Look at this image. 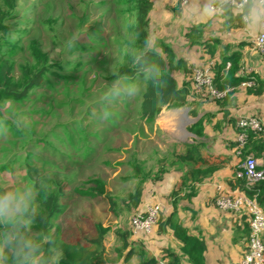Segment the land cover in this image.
<instances>
[{
	"label": "rangeland",
	"instance_id": "obj_1",
	"mask_svg": "<svg viewBox=\"0 0 264 264\" xmlns=\"http://www.w3.org/2000/svg\"><path fill=\"white\" fill-rule=\"evenodd\" d=\"M153 1L156 6L149 14L147 34L156 32L158 52L165 55L161 48L164 43L170 48L173 44L177 51L189 55L181 59L187 62L190 71H174L177 77L183 74V78L189 79L194 68L220 59L221 56L211 58L201 52V45L196 47L197 51L191 50L184 36L190 25L170 14V2ZM16 2V17L8 22L10 33L4 35L0 31V58L12 62V78L16 83L40 66L33 48L46 57V62L40 84L19 99H11L29 124L23 130L11 128L9 137L0 140V184L23 183L25 171L15 160L16 154H26L39 162L43 170H52L51 182L63 184L62 201L67 206L58 224L66 234H72L89 232L93 221L101 223L105 229V259L118 264L119 259H115V248L120 246L118 233L129 230L134 235L137 231L132 227V216L148 205H157L163 216L169 212L168 205L173 208L172 182L161 178L163 173L159 169L169 168L171 154L183 152L184 145L202 141L189 131L197 121V117L190 115L191 106L198 104L195 98L211 103L208 106L213 110L211 118L216 117L214 110L221 109L220 104L213 99L211 89L196 90L191 85L190 105L164 107L152 122L139 118L140 97L102 106L99 93L112 82L113 73L128 63V56L138 50L132 30L134 1ZM172 2L174 5L176 0ZM206 26L201 25L203 32ZM75 36H80L76 42ZM181 38L185 43H180ZM199 56L200 65L190 63V59L196 61ZM6 100L0 98V103ZM103 110L111 113L106 120L101 118ZM207 120L206 126L215 129L214 125L219 126L225 119L221 112L214 124L212 119ZM203 121L206 122L205 118ZM206 126L203 124V130ZM240 149L236 147L237 155ZM250 154L259 165H264V157L252 152L236 156L235 165L242 168ZM168 170L176 171L178 180L181 173L174 166ZM155 175L161 176L160 179ZM138 186L142 187L143 200L148 204L143 210L141 206L138 210L126 206L127 195ZM143 200L141 205L146 204ZM181 200H177V208Z\"/></svg>",
	"mask_w": 264,
	"mask_h": 264
},
{
	"label": "trees",
	"instance_id": "obj_2",
	"mask_svg": "<svg viewBox=\"0 0 264 264\" xmlns=\"http://www.w3.org/2000/svg\"><path fill=\"white\" fill-rule=\"evenodd\" d=\"M16 1L0 0V31L4 35H7L11 28V24L8 22L11 23L12 19L16 17ZM133 1L134 26L132 30L137 37L135 48L140 49L144 44L145 37L148 36L149 14L153 8V2L152 0ZM171 10L177 13L179 11L178 6ZM238 27H241L240 21L233 18L229 24V28ZM221 29H223L222 24ZM202 35L203 28L201 26L199 28L190 26L184 34L190 46L199 44L211 58H214L220 44L219 39L215 37L202 39ZM161 48L165 55L159 52L157 54L150 53L148 62L158 64L162 68V75L167 83V87L162 90V101L157 100L151 86H148L145 95L140 97L138 107L139 118L147 122L154 121L157 114L164 107L190 105L189 98L192 95L191 78L179 84L172 74L174 71L189 72L190 69L187 62L184 59L176 58L171 48L166 44L161 43ZM223 49L220 59L215 62L213 61L211 72L214 89L217 92H225V94L222 97L213 96V99L220 104L223 119L233 121L232 118H228V110L225 108L229 103L232 93L239 87H244L248 94L261 95L264 91V83L254 71L241 73L240 51L233 50L228 54L226 52L229 49L228 44L224 45ZM33 53L36 55L40 66L30 74L25 73L24 80L21 83L13 81L12 62L8 58H0V98L19 99L28 93L29 89L40 84L46 57L41 55L37 51V48H33ZM131 55L128 56V63L122 66L119 72H125L133 81L138 79L141 82L143 80L142 66L133 65L131 63ZM228 64L229 67H227ZM246 82H251V85H243ZM190 115L198 116V104L193 107L191 106ZM203 120L204 117L197 118V121L189 127V131L197 136L203 135ZM236 127L238 133L240 128ZM232 146L238 147L237 141L232 143ZM240 148L238 156L252 152L256 153L257 156L264 157V125L258 132L246 131L245 143ZM170 157L171 160L168 162L169 168L174 166L175 170L181 174L179 181L174 185L170 194L173 197L171 200L172 211L166 216L159 214L155 224L158 234H163L167 230L171 231L173 237L180 244L179 249L181 253H177L172 248L165 247L162 248V254L157 259L151 255L140 241L131 239L132 233L129 230H125L118 233L120 246L115 248V259H119L120 264H182L183 257L190 264H207L204 255L206 245L203 236L199 230H196L197 228L194 229L197 232H192L183 225L178 216L177 200H191L195 197L199 191V186L204 180L210 178L216 171L229 166L231 158L225 154L205 151L202 144L197 142L184 145L183 152L172 153ZM15 160L25 171L22 175V182L31 183L32 178H35L39 172L34 165H40V163L29 159L26 154H16ZM161 167L159 169V173L161 174L169 169L168 167ZM258 167L261 168L264 165ZM231 169L234 171L233 175L226 179L227 186L231 190L242 192L249 199H254L264 210V179L250 182L245 177L237 175V172L242 171L241 167L234 168L231 166ZM155 176L157 177V175ZM160 177L158 176L157 178L160 179ZM50 184L51 187L46 197L41 201L44 217L37 220L36 229L50 232L63 243L65 247V259L62 261V264H115L105 259V229L101 223L93 221L89 232L74 231L72 234L64 232L58 224V220L67 210V206L62 201L65 195L63 184L51 181ZM140 186L127 195L126 206L128 208L139 209L143 199V190ZM11 187L14 186H3L0 184V190ZM238 219L235 220V226L237 232L240 231L239 237L242 236L247 239L250 231L248 215L240 213Z\"/></svg>",
	"mask_w": 264,
	"mask_h": 264
},
{
	"label": "clouds",
	"instance_id": "obj_3",
	"mask_svg": "<svg viewBox=\"0 0 264 264\" xmlns=\"http://www.w3.org/2000/svg\"><path fill=\"white\" fill-rule=\"evenodd\" d=\"M172 15L184 23L199 28L201 25H223L229 30L233 18L240 25L251 42L264 47V0H176ZM80 36L73 39L76 42ZM156 32L145 37L143 46L131 55V63L142 66L143 80L133 81L125 72L113 73L110 84L99 93V103L110 107L122 100L135 101L145 95L151 86L158 101L163 99V89L167 83L162 68L149 63V54L158 53ZM108 110L101 112L102 119L110 116ZM29 121L16 111L11 99L0 103V140H6L10 129L23 130ZM38 175L31 183H19L17 186L0 190V264H62L65 259V247L54 235L45 230H37V220L43 219L41 201L46 197L53 176L52 170H43L38 164Z\"/></svg>",
	"mask_w": 264,
	"mask_h": 264
},
{
	"label": "crops",
	"instance_id": "obj_4",
	"mask_svg": "<svg viewBox=\"0 0 264 264\" xmlns=\"http://www.w3.org/2000/svg\"><path fill=\"white\" fill-rule=\"evenodd\" d=\"M165 1L168 3L170 2L168 9H172V0ZM152 2L154 8L156 5H154L153 0ZM169 12L172 14L171 10ZM156 14L160 17L158 12ZM214 37L218 38L220 42L215 56H221L224 50L223 46L228 44L229 49L226 50L228 54L233 50H238L241 53V73L254 71L264 83V52L262 53L258 51L255 44L244 35L242 27L222 30L221 23H217L211 27L206 26V31L203 32L202 39H211ZM180 43H185L183 42V38H181ZM196 47H199V44L192 45L189 48L197 51ZM171 48L174 50V54L177 58L188 55L187 52L177 51L173 44L171 45ZM201 52L205 51L201 50ZM201 52H199V55H202ZM201 58L202 57L199 56L196 61L194 58L192 60L190 59V63L200 65L202 62ZM177 72L181 73V71ZM172 74L176 79L178 78L177 81L179 84H182V82L186 80V77L183 78V74H179L181 76L180 78L176 76V73L173 72ZM195 99L199 104V108H201L200 111L198 110L197 118L204 117L206 122L203 121V124L205 126L206 123H208L207 119H212L214 124L216 119H219L220 117L221 109L219 107L215 108L214 113H216V117L211 118L213 114L210 116V112L213 110L208 108L211 103H206L200 98ZM225 108L229 112L228 118H232L233 121H230L229 119L223 120L219 126L216 124L214 125L215 129L206 126L203 130V135L198 137L202 139L200 143L205 151L228 155L231 158V163L229 166L216 171L210 178L204 180L199 186L197 195L191 200L182 199L177 208L178 216L183 225L186 226L189 231L197 232L199 230L201 232L206 245L204 255L207 264H239L240 258L245 249L247 239L246 237H239L240 231L237 232L235 226V220L239 218L240 214L219 209L215 204L214 197L217 194L218 186L225 188L227 191H235L227 186L226 179L233 175L234 170L231 169V166L234 168L238 167L235 165L237 159L236 156H238L236 153V147L232 146V143L236 142L237 121L242 117L255 116L259 118L264 125V91L261 95H253L246 93L244 87H239L231 95L229 103ZM259 166L261 167L262 165ZM175 172L176 171L174 170H168L164 172L161 177L171 181V187H174L180 178L179 176L177 180ZM147 205V203L140 205L142 208L141 210ZM167 208L169 209V214L172 211L171 205L170 207L168 205ZM155 226L156 225H154L149 231H135L134 235L131 236V239L140 241L151 255L157 259L162 254V248L165 247L172 248L177 253H181L179 249L180 244L173 237L171 231L167 230V232L163 234H158L157 226ZM195 228H197V231L194 230ZM118 264H120V261ZM182 264L190 263H188L186 258L183 257Z\"/></svg>",
	"mask_w": 264,
	"mask_h": 264
},
{
	"label": "built area",
	"instance_id": "obj_5",
	"mask_svg": "<svg viewBox=\"0 0 264 264\" xmlns=\"http://www.w3.org/2000/svg\"><path fill=\"white\" fill-rule=\"evenodd\" d=\"M257 47V45L255 44ZM258 51L264 52V47H257ZM213 61L203 67L194 68L191 74L192 85L196 90L204 88L211 89L214 97H222L225 92H217L213 87V79L211 66ZM229 67V64L227 65ZM251 85V82L243 83V85ZM240 131L237 133L236 141L238 147L244 145L246 140V131L251 130L258 132L262 129L261 120L255 116L242 117L237 121ZM257 159L252 155H248L242 171L237 172L238 176L245 177L248 181L254 182L264 179V167L259 168ZM215 197L216 206L225 211L234 213H246L248 215L249 235L246 240L245 249L240 258L239 264H264V210L254 200L247 198L240 191H227L225 188L218 186ZM159 216V207L156 205H148L145 210L136 212L131 219L134 230L149 231L155 225Z\"/></svg>",
	"mask_w": 264,
	"mask_h": 264
}]
</instances>
